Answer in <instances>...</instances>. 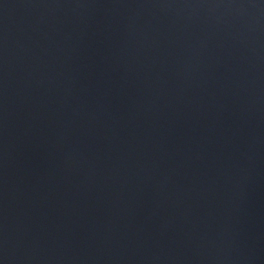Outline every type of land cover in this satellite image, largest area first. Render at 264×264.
I'll return each mask as SVG.
<instances>
[{
    "label": "water",
    "instance_id": "obj_1",
    "mask_svg": "<svg viewBox=\"0 0 264 264\" xmlns=\"http://www.w3.org/2000/svg\"><path fill=\"white\" fill-rule=\"evenodd\" d=\"M0 264H264V0H0Z\"/></svg>",
    "mask_w": 264,
    "mask_h": 264
}]
</instances>
